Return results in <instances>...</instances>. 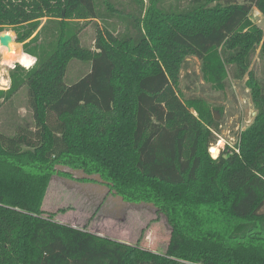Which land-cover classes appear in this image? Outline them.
I'll return each mask as SVG.
<instances>
[{
    "label": "trees",
    "instance_id": "obj_1",
    "mask_svg": "<svg viewBox=\"0 0 264 264\" xmlns=\"http://www.w3.org/2000/svg\"><path fill=\"white\" fill-rule=\"evenodd\" d=\"M148 2L0 0V33L11 26L36 59L16 64L0 89L1 108L26 86L34 122L0 131V264H264V79L251 69L259 46L264 59V34L250 16L254 8L264 15V0ZM91 21L103 26L87 47L81 34ZM190 56L218 89L229 67L236 79L248 74L258 110L237 146L216 158L220 121L205 98L179 90ZM75 58L92 65L68 85ZM58 165L155 205L171 225L166 250L47 214Z\"/></svg>",
    "mask_w": 264,
    "mask_h": 264
},
{
    "label": "rangeland",
    "instance_id": "obj_2",
    "mask_svg": "<svg viewBox=\"0 0 264 264\" xmlns=\"http://www.w3.org/2000/svg\"><path fill=\"white\" fill-rule=\"evenodd\" d=\"M145 1L149 5L148 0ZM174 1L165 0L166 7ZM187 2L188 0H181V5L184 6ZM250 16L264 34V15L254 8ZM99 26L102 27L103 23L97 25L91 21L86 25L81 34L83 45L94 47ZM118 29L124 30L125 23L119 22ZM4 31L14 36L13 44L17 52L11 54L8 49H0V89H7L10 86V71L16 64L29 66L20 59L25 52L23 43L16 41L14 29L8 26ZM259 52L260 46L252 57L251 69L263 80L264 59ZM91 65V62L72 59L65 75V82L68 85L75 83L90 70ZM229 72L226 88L218 89L204 78L202 60L199 57H188L181 70L179 90L182 97L205 98L213 114L219 116L217 142L210 147L213 158L211 148L221 140L224 145L220 147V153L228 145L237 146L242 131L253 123L258 111L247 85L248 74L243 79H236L233 77V67H229ZM27 124L33 126L34 122L33 113L29 108L28 89L24 86L0 108V131L12 135L18 131L19 126ZM57 169L58 172L51 178L43 203V209L47 214H54V218L59 222L101 236L138 244L152 251L166 250L171 236V225L166 215L155 205L149 202L126 201L112 191L98 174L89 176L81 170L65 165H58ZM62 171L68 172L70 177L61 174Z\"/></svg>",
    "mask_w": 264,
    "mask_h": 264
},
{
    "label": "bare ground",
    "instance_id": "obj_3",
    "mask_svg": "<svg viewBox=\"0 0 264 264\" xmlns=\"http://www.w3.org/2000/svg\"><path fill=\"white\" fill-rule=\"evenodd\" d=\"M14 43V42H13ZM13 46H14V51L13 52H11V54H15L16 52H17V49H15L16 48V46H15V44H13ZM2 50L3 49H7L6 47H2L1 48ZM5 55V54H4ZM13 57V56H12ZM35 58V57H34ZM20 59H21V61H23V62H25L26 64H29V65H33L34 63H33V56H31V55H29V54H27V53H24L21 57H20ZM36 60V59H35ZM17 61V60H16ZM224 145V142H223V140H221L220 142H219V144H216V145H214L212 148H211V152H212V154H213V156L214 157H217L218 155H219V153H220V147H222ZM213 149H215V151H213Z\"/></svg>",
    "mask_w": 264,
    "mask_h": 264
},
{
    "label": "water",
    "instance_id": "obj_4",
    "mask_svg": "<svg viewBox=\"0 0 264 264\" xmlns=\"http://www.w3.org/2000/svg\"><path fill=\"white\" fill-rule=\"evenodd\" d=\"M13 42H14V36L11 33L6 31L0 33V49L2 47H7L8 52L10 53L13 52L14 51ZM215 117L219 119V116L215 115Z\"/></svg>",
    "mask_w": 264,
    "mask_h": 264
},
{
    "label": "clouds",
    "instance_id": "obj_5",
    "mask_svg": "<svg viewBox=\"0 0 264 264\" xmlns=\"http://www.w3.org/2000/svg\"><path fill=\"white\" fill-rule=\"evenodd\" d=\"M33 63H35V58L33 57ZM28 67H31V65H29Z\"/></svg>",
    "mask_w": 264,
    "mask_h": 264
},
{
    "label": "snow or ice",
    "instance_id": "obj_6",
    "mask_svg": "<svg viewBox=\"0 0 264 264\" xmlns=\"http://www.w3.org/2000/svg\"><path fill=\"white\" fill-rule=\"evenodd\" d=\"M213 151H215V149H213Z\"/></svg>",
    "mask_w": 264,
    "mask_h": 264
},
{
    "label": "built area",
    "instance_id": "obj_7",
    "mask_svg": "<svg viewBox=\"0 0 264 264\" xmlns=\"http://www.w3.org/2000/svg\"><path fill=\"white\" fill-rule=\"evenodd\" d=\"M218 157V156H217ZM214 158H216V157H214Z\"/></svg>",
    "mask_w": 264,
    "mask_h": 264
}]
</instances>
